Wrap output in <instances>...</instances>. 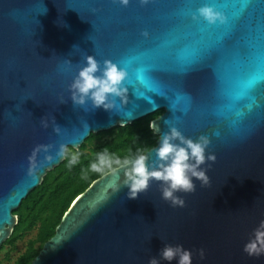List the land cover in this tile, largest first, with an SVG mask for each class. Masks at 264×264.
<instances>
[{
	"label": "water",
	"instance_id": "water-1",
	"mask_svg": "<svg viewBox=\"0 0 264 264\" xmlns=\"http://www.w3.org/2000/svg\"><path fill=\"white\" fill-rule=\"evenodd\" d=\"M204 6L225 22L209 25ZM89 56L127 72L126 103L73 105L69 87ZM160 110L154 135L176 127L210 140L209 186L194 179V193H177L185 207L173 208L161 182L130 200L123 171H108L72 201L31 264H178L161 259L165 245L191 251L192 264H264L243 251L264 221V0H0V246L13 212L65 159L55 158L61 144L78 150L90 134ZM41 144L52 147L37 165L54 159L33 169Z\"/></svg>",
	"mask_w": 264,
	"mask_h": 264
},
{
	"label": "clouds",
	"instance_id": "clouds-1",
	"mask_svg": "<svg viewBox=\"0 0 264 264\" xmlns=\"http://www.w3.org/2000/svg\"><path fill=\"white\" fill-rule=\"evenodd\" d=\"M120 3L127 5L128 0H120ZM198 13L199 17H202L209 25H214L217 21L221 24L225 22L223 15L212 7H201L198 9ZM126 78L127 72L112 61L105 60L103 69H101L97 60L89 56L86 58V66L79 70L77 77L69 87L70 99L76 106L83 107L88 101H91L93 108L111 111L115 107V103L110 101L109 97H118L124 103L127 102V89L122 87ZM165 124L168 125L169 121L166 120ZM55 131H60L59 126L55 128ZM154 132H157V129ZM157 143L158 146L138 149L135 155L123 160L114 158L105 148L102 152L97 153L96 161L90 164V171L103 173L108 170L117 175V170H122V187L129 189L127 198L130 200H135L140 194L145 193L151 181L161 182L162 199L169 202L173 208H183L185 207V200L177 193H194L196 190V185L193 183L194 179L200 181L202 187L209 186V177L206 170L202 169L201 166L206 161L212 163L216 161L215 155H207L206 157L205 154L210 140L201 135L194 141L184 137L176 127H170L168 132L157 137ZM51 147L52 145L41 144L34 148L29 157L33 169L53 162L54 157L46 155L44 160L39 162V165L36 163L37 154L48 153ZM66 151L67 146L61 144L55 158L64 159ZM153 151L156 159L149 163V154ZM77 160L78 156L73 155L68 164L74 165ZM117 178H119L118 175ZM119 190L120 188L117 189L118 192ZM243 251L249 257L264 256V221H261L253 231ZM192 255L191 251L185 250L181 245H165L160 253V257L164 261L177 260L178 264H192ZM204 255V250L200 249V258L203 259ZM149 264H159V261L153 257L149 260Z\"/></svg>",
	"mask_w": 264,
	"mask_h": 264
},
{
	"label": "trees",
	"instance_id": "trees-1",
	"mask_svg": "<svg viewBox=\"0 0 264 264\" xmlns=\"http://www.w3.org/2000/svg\"><path fill=\"white\" fill-rule=\"evenodd\" d=\"M161 113L162 110L130 125L90 134L85 144L100 136L109 138L97 144L89 153L80 154L74 165L68 164L70 157L65 153V159L52 171L47 172L42 183L33 189L13 212L17 216V223L3 246H14L26 232L36 230L35 240L29 242L27 249L14 264H31L43 244L54 235L56 226L72 201L95 179L108 172L90 171V164L96 161L97 153L107 148L114 158L123 160L135 155L138 149L157 145L158 136L153 134L149 124ZM83 149L84 145L80 147V151Z\"/></svg>",
	"mask_w": 264,
	"mask_h": 264
},
{
	"label": "rangeland",
	"instance_id": "rangeland-1",
	"mask_svg": "<svg viewBox=\"0 0 264 264\" xmlns=\"http://www.w3.org/2000/svg\"><path fill=\"white\" fill-rule=\"evenodd\" d=\"M108 138V136H100L99 138L93 139L86 144L83 143L82 145H84V149L82 151H80V147L82 145L78 148V150L67 148L66 154H68L71 159L73 155L79 156L80 154L89 153L97 144L107 140ZM35 238L36 230H33L26 232L23 237L14 244V246L1 245L0 264H14L16 259L27 249L29 242L35 240ZM35 246L37 247V244Z\"/></svg>",
	"mask_w": 264,
	"mask_h": 264
},
{
	"label": "bare ground",
	"instance_id": "bare-ground-1",
	"mask_svg": "<svg viewBox=\"0 0 264 264\" xmlns=\"http://www.w3.org/2000/svg\"><path fill=\"white\" fill-rule=\"evenodd\" d=\"M84 141H85V139H84L83 142H82L79 146H77V147H80V146L84 143Z\"/></svg>",
	"mask_w": 264,
	"mask_h": 264
},
{
	"label": "flooded vegetation",
	"instance_id": "flooded-vegetation-1",
	"mask_svg": "<svg viewBox=\"0 0 264 264\" xmlns=\"http://www.w3.org/2000/svg\"><path fill=\"white\" fill-rule=\"evenodd\" d=\"M162 112H163V110H162Z\"/></svg>",
	"mask_w": 264,
	"mask_h": 264
}]
</instances>
